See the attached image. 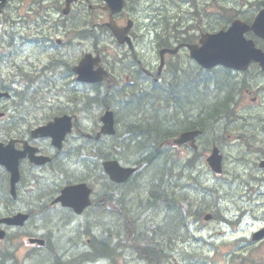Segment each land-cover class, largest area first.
<instances>
[{
    "label": "flooded vegetation",
    "instance_id": "flooded-vegetation-1",
    "mask_svg": "<svg viewBox=\"0 0 264 264\" xmlns=\"http://www.w3.org/2000/svg\"><path fill=\"white\" fill-rule=\"evenodd\" d=\"M18 1L20 3L17 5L16 10L24 9L27 12H33L34 19L31 22L26 23L28 31L26 34L27 40L24 41L25 44L27 43L30 47L27 53L24 55V58L27 56L25 58V63H27L28 66L26 67L24 63H19L15 59H12L11 64L8 68V76L6 78L5 75L0 77V93H7L6 96L0 97V126H2V128L0 129V142L9 146L10 150L7 152L6 160L12 163V165H15V162H17V167L19 170V178L14 183L12 172L8 170L7 166L3 165L0 162V219L4 217L13 216L14 214L20 212H28L29 215L31 214L30 219L33 222L36 219L40 221L44 220L42 214L43 212L47 211L51 213L49 211V208L45 207L46 205L44 206V202L45 194L50 193L52 189L45 191L44 194L43 188H41L44 179H49V182L54 183L56 186L52 190L51 194L48 195L51 201L53 202L55 197L60 194L64 186L77 182L76 174L78 173V171H82L77 170L78 166L76 164V161L74 163H70L71 157L73 158V156H76V152L73 149L77 145V130H79L80 132L82 130L78 128L76 124L74 125L73 132H71L66 137L63 148H57L53 144L51 137H33L32 130L41 125L51 122L56 116H61L64 114L75 116L77 113L76 100L78 98H86L89 94L88 90L94 88V84H89L88 89L80 91V86L84 84L78 81L75 71L78 63L86 53L102 52L101 47L99 45L92 44L93 26H100L103 29L105 28V32H110L108 34L112 37V39H114V42L117 43L122 49V52L120 54L122 58L120 59V61L125 59L126 56L130 53H132V56L134 55V57L136 58L135 61L127 60L128 66L130 67L131 65V67L130 69H127L128 71L126 70V72L128 73L129 82L128 84L123 85V87L125 88H134L137 90L151 88V90H155L157 88H172V81L168 82L169 84L167 83L166 87H162L163 83L165 82V79L169 80V77L166 74L169 71L167 69H169V67L171 66L170 64H172L173 59L175 60V62H179L177 59L182 54L187 55L188 57H190V55L188 49L185 47L180 48V50L174 54L166 53V65L161 71H159L155 63L149 62L148 58H142L143 60L141 58H138L135 52L138 50L137 47L139 44V40L141 39V34L137 30L136 21L134 20L137 19L138 15H141L142 0H126L124 8L121 11L114 13L112 16L110 10L104 9V0H14L13 3L8 2L5 9L9 10ZM144 1L146 3V6L148 5L155 11H157L159 5L161 4L160 0ZM182 1H184L185 3L177 2L174 4V9L177 12H175L174 10L170 14L173 16H169L170 21H173L175 19L177 20L176 23H178V25H176V23L173 22L172 26L180 27L179 24L182 25L183 23L182 17L186 15H191L192 17H194L192 20L194 22L193 24L198 27H200V22L203 21L204 17L205 21H207L211 25L215 24L217 21L220 20L219 11L207 10V12H205L209 1ZM184 9L185 11H182ZM95 11L100 13L99 16H96V18ZM178 11L182 12L183 14L177 16ZM54 12L58 13L62 17V19L48 21L47 23H44L42 17L54 14ZM243 18L250 22V18ZM130 20H133V23L132 25H129V30L126 34L127 36H129V39H127V42L120 43L109 28L108 22H111L112 24L114 23L113 25H119L123 28L125 26H128L127 23ZM216 29L218 28H213L211 30L214 31ZM136 30L138 32V37L135 34ZM79 34L81 35V37H85V41H83L85 48H83L81 51H77V41ZM183 34L184 33H182V36L174 37V40L170 42L169 47H175L183 41L190 40L187 38L186 40H184ZM246 35L248 38H252L255 41L256 45L263 48L264 50V40L254 37L252 32H248ZM9 43L10 42H5V45ZM155 45L156 48L159 47V43L156 42ZM160 48H162V46H160ZM10 54V52H0V58L4 56L8 57L10 56ZM101 55L102 64L105 65L107 70L109 71L108 76L105 78L107 79L110 75L109 64L112 61L108 60V58L103 53H101ZM30 57L33 59L29 60ZM36 57H38V62L35 61ZM158 57L161 61L160 54L158 55ZM49 69L51 73H55L54 78H50L52 79V82L50 81V79H47L48 82L45 84V74ZM215 69L216 71L209 72L211 76L214 75L211 78V83L217 77L218 83L211 84L215 88H218L219 85L221 86L222 79H231V88L227 89L226 94L222 96V99L224 101V98H228L229 96L227 102H225L228 103L231 108L229 109V111L225 112V114L216 116L212 122H214L215 128L229 129V127L227 126L217 127V125L221 124L222 121L225 122L228 120L229 122H227L226 124H230L231 118L232 120H235L234 124H237V127L233 128V131H236V137L234 138L238 139L239 143L244 144L243 141H245L246 139L248 129L242 126L241 123L244 121V119H246L245 117H247V119H255L260 116H262L261 118H264V69L260 66L258 62L253 61L250 62L249 66L245 69H227L224 67H218ZM134 71L136 73H134ZM199 71L201 70L199 69ZM138 75L140 76L138 77ZM36 77H38L39 81V93L42 94V97H39L41 99L39 101L35 92L28 94L33 89V86H35V83H29V81L33 80ZM104 81L106 82V80ZM161 83L162 85L160 86ZM72 85H74L76 87V91L82 95H79L76 92L72 93V89L69 87ZM102 85L99 87H102ZM46 90L50 92L48 95L45 94ZM62 91H65L67 93L69 98L68 100L63 101L60 96ZM213 93L210 94V97H212ZM218 94H216L217 98L212 100V103L217 102ZM157 104L158 103L155 101H153L151 104V109L154 113L155 105ZM245 112L247 113L244 117ZM183 114H186V117L194 119V122L187 124L188 129L199 128L203 131V134L199 137V143L201 145L202 141L208 135V131L205 125V116L202 115L203 113L200 110H198L196 114L195 112L189 111H185L183 112ZM259 114L261 115L259 116ZM226 115L229 116V118ZM186 117L184 116V118ZM220 134L221 136L211 141L208 146L203 148V151L201 149L200 152L199 146L198 148L194 149L197 150L196 153L198 152V154L201 155L200 160L205 161V155L209 153L211 148H214V145H217L220 149V153L223 156L224 154L222 152H228L231 156L235 157L239 161L247 163V157H245V155H242V149L237 148L239 150L237 152H235V150L233 149L228 151L229 148H227L225 141H223L224 133L222 134V131H220ZM172 139L173 137L169 138V141L167 143L169 144V146L174 147V145L171 143ZM183 146H185V151H188L192 147L190 143L184 144ZM206 149L207 151H204ZM37 156L39 160L42 159V156H47L50 160L46 164H38L35 162ZM223 158L225 159V156ZM263 160L264 157L261 158L260 161ZM62 163H66V166L61 168L60 165ZM73 165L75 166L74 168ZM196 166L191 171L185 172L186 180L183 183L184 185H187L189 183L193 184L192 177L198 174V176H200L201 178H205L208 180H210L211 178L214 182H219L220 184L229 183L231 181V179L227 176L223 178H218L223 175L224 172L222 174L215 173L208 165L206 166L210 171L206 170L204 162H201L199 164L196 163ZM253 166V170L255 172L254 174H247V180L258 181V184L260 185L264 184V167H262L260 164V167L256 166L255 163ZM138 174L139 173H137L136 175ZM131 180L132 178L121 183L113 182L112 180H109V182L113 185L115 184L116 188L124 189L129 186ZM46 184L48 185V183ZM194 184L198 185L197 183ZM242 186L252 192V194L250 196H232L222 202L220 196H211L209 195V191L207 192L206 190L202 195H200L199 198L191 196L193 193H195L194 191L191 193V195H189V198H186L185 202H183L184 206L182 210L178 212L179 214H181V216H183V221L180 223V230L176 233H178L180 237H183V240L186 239L185 241L181 240L182 242H185L188 246L184 249L183 254L190 256L189 260H191V264L215 263L213 261V258L215 253L217 252L216 250L218 246L221 243L225 245V243L228 242H222V240L230 239L228 235H224V239H219L220 235L223 234L222 230L216 231V229L219 227H223L226 231L232 230L233 232H238L236 234L240 236L235 237V240L231 242L237 247L240 246L239 254L241 255H245L248 252V249L246 248L247 245L240 243L239 239L241 237H244L246 238V240H249V246L253 247L261 244L264 245V236L260 240L256 241V239L254 238L255 233H253V231L258 228H264V191H262L259 187L253 184L248 185L246 183H242ZM104 189V193L106 194V187H104ZM93 193V195L99 197L100 191L93 189ZM104 193H102V198L99 199L100 201H102L103 210L117 211L116 209L120 208V211L124 213V210L120 207V201L123 198V193L120 192L118 193L119 195L117 194V196L115 197V201L118 202L119 207L116 209L111 206L106 207V199H108L111 193L106 194L105 196L107 197L104 196ZM35 198L42 199V202L37 203L35 201ZM191 199L194 200V203L198 200L196 211L194 207L191 206L193 205L190 201ZM200 200L205 202L204 208H202L203 203H201ZM228 200L231 202L232 211H224L227 215L223 214L221 216L222 218H219L220 216L217 215V211L218 214L221 213V209H225ZM98 201H94L93 204L97 203ZM20 202L21 204H19ZM243 206L246 211H242L241 207ZM259 206L263 215V219L260 221L255 220L254 217H251L252 212L255 209L259 208ZM65 209V211H69V215H73V212L70 208ZM36 211L41 212V214L35 213ZM124 215L125 214H122V217ZM232 216L235 218H233ZM219 220L221 221V224L223 223L222 226H218L216 224V222L219 223ZM27 224H25V226ZM126 224L128 225L127 228ZM126 224L120 227V229H125L127 232L132 231V233H134L135 236L133 237L132 242L134 247H136L137 254L139 255L143 246L142 240L139 241L140 238L137 237L138 228L136 229L134 227V225L136 224L132 222V219H128ZM0 226L8 232L7 238L2 242L9 240L13 231L22 230L23 228L19 226H7L5 223L2 222ZM211 229L216 232V234L211 235V232L209 231ZM244 230L251 232L249 233V235H247L246 233H244ZM226 231L225 234H227ZM120 232L123 233L122 230H120ZM203 241H205L206 243ZM191 244H193V247H191ZM161 246H164L161 242L156 243L157 250ZM199 246H206L207 248L201 251L199 250ZM47 247L50 249V251L51 249H55V246L52 247L51 245H48ZM90 252L91 251L86 250L82 253L80 252V254L75 253L76 258H79L78 262L83 260L88 254H90ZM151 252L154 251L151 250ZM151 252L149 254V259L147 258L144 261L147 264H157V260L153 262L151 261L152 258L155 257V252ZM43 254L47 255L46 251ZM239 254L235 255L240 256ZM195 257H199V259L196 260ZM43 262H46V259L43 260ZM159 262L161 263L160 260ZM7 264H15V262L7 261ZM52 264H63V260L62 262L60 261Z\"/></svg>",
    "mask_w": 264,
    "mask_h": 264
},
{
    "label": "rangeland",
    "instance_id": "rangeland-1",
    "mask_svg": "<svg viewBox=\"0 0 264 264\" xmlns=\"http://www.w3.org/2000/svg\"><path fill=\"white\" fill-rule=\"evenodd\" d=\"M160 1H161V4L159 5L157 11H155L154 9L149 10L148 7L146 6L145 1L144 0L141 1L142 2L141 8L143 7V10H142V14L138 15V19L141 21V24H148L147 28L143 27L142 32L141 33L139 32L141 34V39L139 40L138 49H139V52L141 54L145 55V52L148 51L155 58V60H157V55H156L155 48H154L156 42L159 43L160 45L170 44V42H172V40H174V37L182 36V33H184L183 34L184 38H187V39H195L196 38L195 40H197L202 32L212 31L211 30V29H213V27H211L212 25L209 24L207 21H205L204 16H203L204 17L203 21L200 22V27H198V26L193 24L194 22L192 20L194 17H192L191 15H186V16L182 17L183 23H182V25L179 24V26L181 27L182 30H174V27H172V24H173V22L176 23L177 20L174 19L173 21H170V19L168 17L173 16L170 14L175 10L174 4L178 0H160ZM261 1L264 2V0H209V3L206 7L205 12H207V10L219 11L220 14L222 13V21L227 19L226 25H229L230 21L232 20L231 18L234 17V14H235V16L237 15V17H241V18H243V17L251 18V17L255 16L259 11L258 8L261 6ZM164 6H165V8H164ZM23 10L24 9H21V11H12V12L8 13L6 15V19L4 21L0 22V47L5 46V42H10V43L17 42L16 47H19V50H18L19 55L16 58V61L19 63L24 62L23 57L27 53V51L30 47L27 43L26 44L24 43V40H27L26 34L28 31V27L26 26L25 21H27V23H28L34 19V17H33L34 13L33 12H27V11H25V10L23 11ZM182 11H185V9ZM228 11H230V12H228ZM175 12H177V11L175 10ZM182 14H183L182 12L178 11L177 16L182 15ZM13 18L16 20L12 24ZM228 18H229V20H228ZM176 25H178V23H176ZM222 27H218V29H220ZM2 29L7 30V31L2 32ZM23 34H24V38H23ZM108 35L109 34H107V33L103 34V36H108ZM99 42H100L99 46L101 47L102 52H104V55L108 58V60H110L112 62L120 61V59H121L120 54L122 52V49L116 43H114V40L112 39V37H110V35H109V39L102 41V38H101V40H99ZM82 45L79 48H77V51H81L83 48H85L84 44H82ZM32 57H34V56H32ZM30 59H31V57L29 58V60ZM178 59H179V61H181V63L184 64V66L186 68H189L191 65L196 66L197 61L194 59H191L187 55L182 54L181 56L178 57ZM25 65H26V67L28 66L27 63H25ZM23 67H25V66H23ZM7 73H8V69L5 70V68H4L5 78L8 76ZM182 80H183L184 87L185 86L189 87L190 83L186 84L185 81L186 80H188V82L190 81V75H183ZM230 80H231L230 78L228 80H226V79L221 80V87H222L221 92L222 93L224 91H226L227 89L231 88L232 84H231ZM212 83H218L217 77L215 78V80ZM212 83H210V84H212ZM174 87H175V85L172 86V89ZM93 91H94V89H89L88 90L89 95H92ZM203 93L207 94L208 91H204ZM190 95L191 96H189V99L186 101L187 104H185V106H187V107L190 105L192 106L195 103V101H194L195 97L203 99V97L200 95V90L197 88H195ZM60 96L63 99V101H66L69 99L68 95L65 91H62ZM155 96H157V95H152L151 98H154ZM151 98H150V100H151ZM182 98L184 100V99L188 98V96L184 95V96H182ZM207 98H209V97H207ZM150 100L145 101V104H146L145 108H147V105L151 102ZM164 101H165V99H164ZM169 101L170 102H168V103H171V104H173L175 102L174 95ZM247 105H249V104H247ZM148 107H150V106H148ZM76 110H82V109L77 106ZM163 110H164V108L160 104L159 105L157 104V106H155V115L157 118L156 120H158V121H161V120L164 121L165 120L166 116H165ZM88 111L89 112L87 114V118H86V120L83 121V126L85 127V130H87L89 132H93V131L95 132V131L99 130V125H97L98 115H96L99 110H98V108L93 107L92 109H90ZM249 111H252V110H249ZM173 112H177V115L175 117L177 119H180L179 118L181 116L180 111L174 110ZM247 112L244 113V117L246 116ZM77 115L79 118V114H77ZM119 115H120L119 116L120 117L119 122L121 121L120 122L121 128L123 125L122 122L125 123L127 121H130V119L132 121H134V119L138 120V119H140V116H142V114L137 115V116H136V114L130 115L125 110H123V111L119 110ZM260 115L261 114H259V116ZM227 117L229 118V116H227ZM261 117L262 116L257 117L258 120H257V118H255V119H249L248 118L247 119V117H245L246 119H244V121L241 123L242 126H244L246 129H248V134L246 136V139H245V141H243L244 144L239 143V140L234 138V137H236V131H233V128L237 127V124H234L235 120H232V118H231L230 124H226L227 122H229V120H228L225 122L222 121L221 124L217 125V127H221V126L222 127H225V126L229 127V129L223 130L224 131L223 141H225L227 148H229L228 151L233 149V150H235V152H237V151H239L238 149H242V151H241L242 155H245V157H247V163L239 161L235 157L231 156L228 152H222L225 156V159L223 161L225 171H223L224 174L218 178H223V177L227 176L231 179V181L229 183L220 184L219 182H213V180L211 178H210V180L202 178L205 186L210 190L209 195L220 196L222 202H224L225 200H227V198H230L232 196H237V195L250 196L252 194V192H250L248 189H245L242 186V183H246L248 185L253 184V185L259 187L262 191H264V184L260 185V184H258L259 183L258 181H248L246 178L247 174H254V172H255L253 170L254 163L256 166H259L261 158L264 157V118H261ZM256 120H257V122H256ZM205 123H206L205 125H206L207 131H208V135H207V140L204 139L202 141V143H205L206 141H212V138L214 139V136H216V134L222 129V128H215L214 125L210 126V124H208L206 120H205ZM1 128H2V126H0V129ZM122 135H123V133H120V135H119L120 140L122 138ZM81 137H82L81 132L79 130H77V133H76V138H77L76 144L77 145L81 144V142H82V140L80 139ZM257 138H260V139H257ZM105 141L108 142V141H110V139H106ZM105 145L106 144H104L103 146H105ZM111 146H112V144H111ZM130 147H131V144L129 145V149H130ZM141 151L142 150H140V153L144 154V152L143 151L141 152ZM204 151H207V149ZM183 154H184V151L180 150V151H177L176 156L181 157ZM134 155L138 156L140 154H133L130 152L127 154L128 159L121 158L119 160L123 164H125L126 162L134 163V159H135ZM146 155L147 154H144L142 156H146ZM157 155L159 157V160L155 157L154 158L155 162L152 164V165H156L153 167V170H152L156 173L159 172V170H157V169L160 168V166L162 165V163L164 161L163 155H160V154H157ZM157 155H155V156H157ZM76 160H77V155L73 156V158L71 157L70 163H74ZM132 160H133V162H132ZM68 163H69V161H68ZM164 163H165V161H164ZM193 163L196 164L195 162H193ZM125 165H127V164H125ZM87 166H88V164L86 162L84 169H81L82 171H78V173L76 174L77 180L89 179L87 181L91 185L94 186L93 188H95V190H98V191H101L102 193H104L105 189L103 187V184L101 182H99L98 180L91 179L89 177V176L93 177L97 173L95 171L93 172L91 169H87ZM193 166H196V165L186 164L179 170L170 169V173L172 174V176L174 178L177 177L176 175H178L179 172L183 176V171L185 169L193 167ZM74 167L75 166L73 165V168ZM167 167H169V166H167ZM77 170H80V168L78 167ZM140 177H141V175L138 177L139 185H133V186L129 185L127 188L123 189V191L125 189H128V192L131 190L133 191L132 195H131V197H132L131 198V200H132L131 205H133L132 209H128V208L124 209L123 206L125 204H120V207L123 208L124 213H122L120 211V208L117 205L115 208H119V210L110 211L109 214H111V216H109L108 212H105L103 209L100 210V212L94 211L95 208L87 210L83 215H78V216H75L72 214L69 215V211L68 212L63 211L62 207L52 206L51 205V199L49 198L48 195L51 194L52 190L56 186L54 183H50L49 179H44V181L42 182V185H41V188H43L44 194H45V191L52 189L50 193L46 194L47 197H45L44 206L46 205L45 207H49V210L52 214L45 211L42 213L44 220L40 221V220L36 219L33 221L32 225L29 224L26 228H24L22 230L13 231L11 233V237L9 240H7L5 242L0 241V250H4V249L10 250L13 254L12 260L15 261V264H52V263H56V262H60V261L62 262V260H63V264H66L65 263V259H66L65 255L68 256L69 252H72V251L76 252L77 254H80V252L82 253L83 251H86L88 249L87 245L90 243V242H88V240L90 237H93V234L100 236V237H102L101 235H104L107 238L108 242H109V240H112V243L115 242L117 237L120 236L119 237L120 241H118V243H116V242L114 243V245H116L117 249L115 248L116 250L115 249L111 250V254L109 252H107L106 250H104L103 254H106V255L102 254L101 257H98L96 259H93V256H90V258H88V260L83 259L79 263L75 262L73 264H147L144 260L139 258V256L132 249L126 248L127 246L125 247V244L121 245L122 241H124V238H125L124 236L126 235V230L120 229V227H122L123 225H125L127 223L128 218L134 217L135 223H134V220H132V222L134 224H136L139 232L145 231L147 234L150 235V236L148 235L146 237H149V239H152V241H153L150 249L155 251V257L152 258V262L157 260L156 261L157 264H190V262H191V260H189L190 256L183 254L184 249L186 247H188L185 242L181 241V240H183V237H180L178 235V233H176V232L175 233L178 236L177 235H171V234L168 235V233H167V232H170L176 228V226L179 224V220H180V223L183 221V219H182L183 217L178 220V218H177L178 211H176V214L170 213V215H169L170 218L167 219L168 226L159 232V237H160L159 240L157 239L158 240L157 241L153 238V235L156 232V226L158 224L162 223L163 220L165 219V217H164L165 213L154 212V211H152L150 205L147 206V204H143L142 202H140V200L142 198H141V196H139V194L140 195L141 194L146 195L147 196L146 199H148V197L153 198V195L151 194V192L150 193H148V192H149V186H150L151 181L152 182L154 181V179H151V181H150V179H149L150 177H148V176L144 177V175H143L144 178H140ZM146 178H147V180H146ZM169 182H170V178H168V180L166 181L168 188H169ZM46 183H48V185ZM180 187L178 188V183H176L174 185L173 190H175L177 192V194H176V197H172L176 207H178V208L180 207L179 210L184 206L183 202H185L186 198H189V195L187 194L186 191H185V193L181 192ZM177 188H178V190H177ZM107 191H108V189L106 188V192ZM204 191H205L204 187L197 185L195 193H193L191 196L200 197V195H202L204 193ZM192 192H194V191H192ZM101 198H102V196H101ZM35 201L37 203H41L42 199L35 198ZM200 201H201V203H203L202 208H204L205 202L202 200H200ZM191 202L193 205H191V203H190V205L193 206L195 211H196L198 200L195 203L193 201H191ZM19 204H21V202ZM227 210H229V211H227ZM224 211L225 212H231L232 211V205H231V202L229 200L227 201L225 209L224 210L221 209V211H220L221 213L218 214V211H217V215L220 216L219 218H222L221 216L223 214L227 215V214H225ZM35 213L41 214V212H39V211H36ZM122 214H125V215L122 217ZM140 215L144 216V219H139L138 217ZM263 215H264V210H263ZM263 215H262L260 207H259L252 212L251 217H254L255 220L259 221V220L263 219V217H262ZM166 217H167V215H166ZM36 218H38V217H36ZM137 219H138V221H137ZM216 224L218 226H222L220 220H219V223L216 222ZM224 225H226V224H224ZM260 225H262V224H260ZM212 226H214V225H212ZM120 230H122L124 234L120 235ZM220 230L223 231V234L220 235L219 239H224L223 238L224 235H228V237L230 239L222 240V242H224V241H228V242L225 243V245H223L221 243L218 246V248L216 250L217 252L215 253L214 258H213V261L215 262L214 264H264V245L261 244V245L253 246V247L249 246V243H250L249 240H246V238L241 237L239 239L240 243L246 244L247 245L246 248L248 249V252L245 255H241V254H239L240 246L237 247L236 245L232 244V242H231V241L235 240V237L240 236V235L236 234L238 232H233L232 230L226 231L223 227L222 228L219 227L216 229V231H220ZM209 231L211 232L210 233L211 235L216 234V232H214L212 229ZM225 231L227 234H225ZM250 232L251 231H245L244 230V233H246L247 235H249ZM115 233H119V235H114ZM32 235H40L39 237L44 238V239H46L45 237H48L49 241L51 243L53 242L55 244L54 245L55 249L54 250L51 249V251H50V249L46 250L47 255H44V254L36 255V252L40 249L37 247L30 246L29 242H28L29 244L27 243L28 237H30ZM143 237H145V236H143ZM100 239H103V238H100ZM140 240H141V238L139 239V241ZM158 242H161L162 245H164V246H161L157 250L156 249V243H158ZM112 243L107 245V246L111 247L113 245ZM127 244H128V246H132L131 242H128ZM142 246H143L141 248L142 252H140V255L145 257V255H147V254H145L146 252L144 251L145 249H144L143 243H142ZM191 247H193V244H191ZM59 248H61V249H59ZM134 248L136 249V247H134ZM199 248H200L199 250L202 251V250H205L207 247L206 246H199ZM64 249H65V251L68 250L67 252H65V255L63 253H61ZM143 252H145V253H143ZM41 253H44V252H41ZM235 254H239L241 257L240 256L236 257ZM0 255H2L1 252H0ZM159 255H161V256H159ZM71 256L76 257L75 254H73ZM106 257L109 258V260ZM243 257H247V258H243ZM45 259H46V262H43V260H45ZM165 259H167L166 262H165ZM195 259L197 260V259H199V257H195ZM111 260H112V263H111ZM159 260L161 261V263L159 262ZM49 262H51V263H49Z\"/></svg>",
    "mask_w": 264,
    "mask_h": 264
},
{
    "label": "bare ground",
    "instance_id": "bare-ground-1",
    "mask_svg": "<svg viewBox=\"0 0 264 264\" xmlns=\"http://www.w3.org/2000/svg\"><path fill=\"white\" fill-rule=\"evenodd\" d=\"M195 1H198V0H195ZM206 1H209V0H206ZM177 2H180V3H185L184 1L182 0H179V1H176L175 3ZM148 9L151 10L153 8H150L148 5H147ZM124 8V7H123ZM122 8V9H123ZM104 9L105 10H110L111 11V16L116 13V12H119L118 10H111V8H109V6L105 3V6H104ZM143 10V7L141 8ZM142 10H141V14H142ZM144 12V11H143ZM189 12V11H188ZM100 13L96 12L95 11V18L96 16H99ZM169 18V17H168ZM59 19H62V17L54 12V14H51V15H48L46 17H42V20L44 21V23H47L48 21H54V20H59ZM113 19V18H112ZM134 20V19H133ZM133 20H130L128 23H127V27H129V25H132L133 23ZM226 20H223L222 21V13L220 14V20L217 21L215 24H213L211 27L213 28H218V27H224L226 26ZM136 21V28L137 30L141 33L142 32V29L143 27H148V24H141V21L138 19L134 20ZM168 21V20H167ZM221 23V24H220ZM33 24V23H32ZM114 24V23H113ZM111 23V25L109 26V28L111 29L113 35L116 37V39L118 40L119 42V37L117 36L115 30H118L120 31L122 29V27H120L119 25H113ZM126 27V26H125ZM123 27V28H125ZM173 27V26H172ZM71 28V27H70ZM105 29V28H104ZM102 27L100 26H93L92 28V38H93V42L92 44L94 45H99L100 42L99 40H101L102 38V41H105L107 39H109V35L108 36H103V34L107 33L105 32ZM74 30V29H72ZM135 32L136 36L138 37V32ZM76 31V30H75ZM73 33V32H72ZM110 33V32H108ZM107 33V34H108ZM111 37V36H110ZM129 39V37L127 38ZM127 39L125 40V42H127ZM114 40V39H113ZM83 41H85V37H81V35L79 34L78 35V41H77V48H79L82 44H83ZM16 43L17 42H12V43H9L3 47H0V52H10V56L6 57H1L0 58V77H2L4 75V68L5 70H7L11 64V60L12 59H15L18 57L19 53H18V50H19V47H16ZM25 43V41H24ZM115 43V42H114ZM117 44V43H116ZM118 45V44H117ZM119 46V45H118ZM160 44H159V47L156 48V45L154 48L155 49V52H156V55H157V60H155V58L150 54V52H145V55L141 54L139 52V49L135 52V54L138 56V58H148L149 59V62L151 63H155L156 67H158L159 71H161L164 67H165V62H162L159 60V57L158 55L160 54V51H161V48H160ZM138 48V47H137ZM39 57V56H38ZM38 57L35 58V61L38 62ZM122 58V56H121ZM24 59V63L25 64V58L23 57ZM33 58H31L32 60ZM5 62H4V61ZM127 60H136V58L134 57V55L132 56V53H130L129 55L126 56L125 59H123L122 61H114V62H111L109 64V69H110V75L108 77V79L106 80V82L102 85V87L98 88V89H95L92 93V95H87L86 98H78L76 100V108L77 106L79 108H81L82 110H76V115L74 116V122L76 123V126L80 129H82V137L80 138L82 140L81 144L80 145H77L74 147L73 150H75L76 152V155H77V160H76V164L77 166L81 169H84V166L87 162V164L89 165V169H91L93 172L95 171L97 174H96V178L99 182H101L103 184L104 187H106L108 189V191L106 192V194H109L111 193V195L108 197L107 202H106V207L107 206H111L113 207L114 209H116L115 207L118 205V202L115 201V197L117 196L118 193H123V198L121 199L120 201V204H125L123 206L124 209H132L133 205H131V195H132V190L128 192V189H125L123 191L122 188H116L115 187V184H111L109 182V173L105 170L104 166H103V163H104V160H106V156H111L115 159H121V158H124V159H128L127 158V154L128 153H133V154H140L138 156H135V159H134V163H129V162H126L125 164H127L128 168L130 169H133L134 171V175H133V178L131 180V183L129 185H139L138 183V177L141 175L140 178H144L146 176H148V172L145 171L146 168L149 167V164L151 165L152 163L155 162V160H153L152 163H149V161L151 162V159L153 157H149V158H146V156H142L144 154H149L150 152H152L153 150H148L147 148V151L144 152V154H141V153H137L135 152L136 150H134V147H135V143H134V140H139L138 137L136 139H134L135 135L133 136L132 133L129 132V130H132V129H129L130 128V124H133L131 123L132 120L130 119V121H127V122H122L123 125H122V128L120 127V122H119V119H120V115H119V110L123 111L125 110L124 109V105L127 103L124 101L125 100H130V98H132L133 96H139V97H142V96H148L149 92H153L155 93L157 89H143V90H137V89H134V88H125L123 87V85L125 84H128L129 80H128V73L126 72L127 69H130V67L128 66L127 64ZM143 60V59H142ZM179 61V59H177ZM4 62V63H3ZM136 63V62H135ZM154 65V64H153ZM171 66L169 67V70L166 74L167 76L169 77V80H166L165 79V82L160 84V86L162 85V87H166V84L168 82H171L172 81V84L173 85H176V84H183V80H182V77L183 75H190V81L188 82V80H186V84H192V85H196V88L200 90V95L203 97V98H206V100L208 102H212V100H214L216 97V94H218V100H223L222 99V96L223 94H226V92L222 93L221 92V87L219 85L218 88H215L214 86H212L210 83H211V78L212 76L210 74H205V73H202L201 71H199V69L196 67V66H193L191 65L189 68H186L184 66L183 63H181V61L179 62H175V60L173 59L172 60V64H170ZM51 67V65H50ZM49 67V68H50ZM148 67V65H147ZM140 68V67H139ZM189 69V70H188ZM57 70V69H56ZM91 70L92 71H97V70H105L108 72L109 74V71L107 70L106 66L103 65V64H99V65H93L91 66ZM145 70H148V69H145ZM128 71V70H127ZM137 71V70H136ZM54 72V70H53ZM131 73V72H130ZM134 73H136L134 71ZM54 74L55 73H51L50 72V69L47 71V73L45 74V77H46V81H45V84L48 82L47 79H50V78H54ZM140 74V73H139ZM77 75V79L83 83L84 85H81L79 90L80 91H84L86 89H88V85L90 84V81H89V77L84 75L83 73H76ZM140 75H138L139 77ZM39 77V76H38ZM38 77L34 78L33 80H30L29 83H35V86H33V89L28 93V94H31V93H34L37 95V99L38 101L41 100L39 97H42V94L39 93V89H38V84H39V81H38ZM56 79V78H55ZM50 81L52 82V79H50ZM209 82V83H208ZM169 84V83H168ZM159 86V87H160ZM71 89H72V93L73 92H76V87L74 85L72 86H69ZM204 91H208L207 94H204L203 92ZM70 92V91H69ZM68 92V93H69ZM214 92V93H213ZM50 92L48 90L45 91V94H49ZM213 93L212 97H210V94ZM79 95H82L80 93H78ZM23 97V95H22ZM137 97V98H139ZM209 97V98H207ZM229 98V96H228ZM228 98H224L225 101L227 102ZM19 100V99H18ZM174 100L175 102L173 104L171 103H168V101H164V100H159V98L157 96H155L154 98H151V102L147 105V108H145V103L141 102L140 106H141V110L138 109V111L136 110V116L137 115H141L140 116V119L138 120H135L134 121H142L144 120L145 122L149 123V121H153L156 116H155V113L152 111L151 109V104L153 101L157 102L158 104H160L163 108H164V113H169V114H165L166 117L170 118V119H173V116L175 118V120H181V119H185L184 116L186 117V114H183V111L182 109H184L185 107L187 106H183L182 109H181V104L179 105L180 102H177L178 99V94H174ZM200 101V98L198 97H195L194 98V101ZM22 101V100H21ZM224 101V102H225ZM170 102V101H169ZM139 103V102H138ZM184 103V102H183ZM198 103V102H197ZM200 103V102H199ZM198 103V104H199ZM222 104H224L223 102H221ZM187 104V103H186ZM201 104H202V101H201ZM204 104V103H203ZM221 104V105H222ZM220 105V106H221ZM24 106V105H23ZM150 106V107H148ZM154 106V105H153ZM157 106V105H155ZM196 107H198L197 105H195ZM203 106V105H202ZM224 106V105H223ZM226 106V104H225ZM93 107H96L98 108V113L96 115H98V120H97V125H99V128H100V118L101 117H104L106 114L108 113H111L115 119V123H116V135L114 137H111L110 138V135L107 134L106 136H99L98 135V130L97 131H93V132H89L87 130H85V127L83 126V121L86 120L87 118V114H88V110L92 109ZM190 107V106H188ZM193 107V106H192ZM9 108V107H8ZM229 109L231 108V106L229 105L228 107ZM26 109V108H25ZM186 109V108H185ZM225 109V108H224ZM229 109L227 111H229ZM24 110V109H22ZM174 110H177V111H180L181 113V116L179 117L180 119H177L175 116L177 115V112H173ZM18 111V110H17ZM187 111V110H186ZM193 111V110H192ZM207 111V110H206ZM134 112V111H133ZM187 113V112H186ZM201 113V112H200ZM204 113V112H203ZM79 114V118H78V115ZM124 114V113H123ZM171 114V115H170ZM193 114V113H192ZM195 114H196V111H195ZM225 114V113H224ZM229 114V113H228ZM125 116V115H124ZM189 116V115H188ZM196 116V115H195ZM201 116V115H200ZM207 116V115H206ZM130 117V116H129ZM126 118V117H125ZM128 118V117H127ZM139 118V117H138ZM186 118H189V117H186ZM125 121V120H124ZM169 121V120H168ZM174 121V119H173ZM157 122V120L155 121ZM160 122V121H159ZM177 122V121H176ZM175 122V123H176ZM181 122V121H180ZM143 123V122H142ZM158 123V122H157ZM151 124H153L151 122ZM167 124H170V123H167ZM172 124V122H171ZM146 125V124H145ZM136 126V125H135ZM143 126V125H142ZM134 127V126H133ZM132 127V128H133ZM147 127V126H146ZM150 127V125H149ZM142 128V127H141ZM166 128V127H164ZM146 129V128H145ZM151 129V128H150ZM149 129V130H150ZM227 128H222L220 131H222V134L224 133L223 130H226ZM147 130V131H149ZM164 130V129H162ZM161 130V131H162ZM170 130V133H165V135H161L162 137V141L158 144V149L159 151L161 152V154L164 156V159H165V163L167 166H169L168 168H165V173H168L167 176L168 178H170V182H169V188H168V185L167 186H163L161 184V186H159L157 189L155 187H152L156 184H158L156 181L155 182H152L151 180V183H150V186H149V192L148 193H152L153 195V198L152 197H148V199H146V195H140L141 196V200L140 202H142L143 204H147L151 206V209L152 211L154 212H163L167 215L164 214V217L165 219L163 220L162 223L158 224L156 226V232L154 233L153 235V238L155 240H159V232L162 231V229L166 228L168 226V222H167V219L170 218L169 215L170 213H174L176 214V211H181L182 208L179 210L178 207H176V205L174 204V201L172 199V197H176V194L177 192L174 189V185L176 183H178V188L180 187L181 188V192H184L185 191L187 192L188 195H191L190 193H192V191H195L196 190V186L194 183H197L198 186H202L205 188V190L209 193H210V190L205 186L202 178H200L198 175L196 176H191L192 177V183H189L187 185H184L183 183L185 182L186 180V177H185V172L186 171H191L195 166L193 167H190V168H187L183 171V176L181 175V173L179 172L178 175H176L177 179L174 178L172 176V174L170 173V169H174V170H179L181 169L184 165L186 164H191V165H196L194 164L193 162L199 164L201 162H204L205 163V168L206 170L210 171L208 169V167L206 166V164L209 162V159H211V157L214 155V152H213V148L210 149L209 153L207 155H205V161L203 160H200V155L198 154V152L196 153L197 150H194L195 148H200V152H201V149L203 151V148H205L206 146H208V144L211 143V141H206L205 143H202L200 145L199 143V137L203 134V131L199 128H195V129H188V125H181L179 126V123L175 124V126L172 128V129H169ZM146 131V132H147ZM154 131V130H153ZM152 131V132H153ZM165 131V130H164ZM163 131V132H164ZM220 131L216 134V136H214V139L212 138V141L219 138L221 136L220 134ZM143 132V131H142ZM150 132V131H149ZM155 132V131H154ZM153 132V133H154ZM162 132V133H163ZM120 133H123L122 135V138L121 140L119 139V135ZM141 133V132H140ZM151 133V132H150ZM193 133H195L196 135L194 136H191ZM159 134V133H158ZM156 136V135H155ZM159 136V135H158ZM157 136V137H158ZM183 136L189 138L187 141H181L180 140L183 138ZM157 137L155 139H157ZM173 137L171 143L174 145V147H171L169 146V144L167 143L169 141V138ZM114 138V142H117L115 145L109 147V143L107 141H105L106 139H113ZM146 138V137H144ZM147 139V138H146ZM197 139V141H196ZM207 140V137L205 138ZM77 140V139H76ZM144 140V139H143ZM150 141V140H149ZM159 141V139L157 140ZM144 142V141H143ZM142 142V143H143ZM146 142V141H145ZM145 142H144V145H145ZM152 143V142H151ZM158 143V142H157ZM187 143H190L191 144V149H189L188 151H185V146H183L184 144H187ZM104 144H106L105 146H103ZM131 144V147L129 149V145ZM140 144V143H139ZM139 144H137V146H139ZM150 144V143H149ZM144 145L142 144V148L144 147ZM148 145V144H146ZM145 145V146H146ZM153 145V144H151ZM150 145V146H151ZM157 145V144H155ZM213 147V146H212ZM102 148V149H101ZM133 148V149H132ZM156 148V146H155ZM214 148L220 152V149L218 148L217 145H214ZM138 149V147H137ZM132 150V151H131ZM140 150V149H139ZM156 150V149H155ZM184 151V154L181 156V157H178L176 156L177 154V151ZM141 151V152H142ZM156 152V151H155ZM199 152V153H200ZM153 153V152H152ZM152 155V154H151ZM224 156L221 154V156L219 157L220 158V163L224 166L223 164V161H224ZM133 162V160H132ZM66 166V163H62L60 165V167H65ZM165 167V166H164ZM197 167V166H196ZM93 168H95L96 170H94ZM198 168V167H197ZM152 169V167H149V171ZM161 171V170H160ZM195 171V170H194ZM193 171V172H194ZM198 171V170H197ZM163 172V171H162ZM137 173H139L138 175H136ZM159 173V172H158ZM144 177H143V175ZM190 174V173H189ZM157 175V174H156ZM159 175V174H158ZM155 176V175H154ZM163 176V175H161ZM153 178V176H151ZM159 177V176H158ZM190 177V176H188ZM139 178V179H140ZM162 178V177H161ZM160 178V179H161ZM164 178V177H163ZM159 179V178H158ZM144 180V179H143ZM147 180V178H146ZM163 180V179H162ZM165 180V179H164ZM163 180V181H164ZM191 180V179H189ZM140 181V180H139ZM160 181V180H159ZM162 182V181H161ZM200 182V183H199ZM214 182V181H213ZM138 183V184H137ZM153 184V185H152ZM166 184V183H165ZM214 184V183H213ZM184 185V186H182ZM139 187V186H138ZM177 188V190H178ZM200 188V187H199ZM116 189V190H115ZM136 189V188H135ZM203 189V188H202ZM123 191V192H122ZM206 192V193H207ZM104 193V196L106 195ZM137 194V193H136ZM119 195V194H118ZM151 195V194H150ZM103 196V194H102ZM197 196V195H196ZM45 197H47V195L45 194ZM107 197V196H105ZM199 198V197H198ZM103 200V199H102ZM105 200V201H106ZM104 201V203H105ZM191 201L194 202L193 199H191ZM139 202V201H138ZM176 202V201H175ZM246 203V202H245ZM248 206V205H247ZM246 206V207H247ZM250 206V205H249ZM260 207V206H259ZM121 208V209H123ZM197 208V207H196ZM250 208V207H249ZM103 209V208H102ZM101 209V210H102ZM242 211H246L244 206L241 207ZM116 210H119V209H116ZM238 210V209H237ZM100 212V211H99ZM105 212H108V215L111 216L110 211L106 210ZM183 212V211H182ZM236 212V211H235ZM181 213V212H180ZM242 213V212H241ZM262 213V212H261ZM106 214V213H105ZM239 216V215H238ZM242 216V215H241ZM183 216H181V214H177V218L178 220L180 218H182ZM233 217V216H232ZM263 217V216H262ZM139 219H144V216L140 215L138 217ZM235 218V217H233ZM128 219H132L134 220V223H135V219L134 217H130ZM183 219V218H182ZM128 221V220H127ZM138 221V219H137ZM225 221V220H224ZM260 221V220H259ZM145 222V221H144ZM167 222V223H166ZM230 222V221H229ZM222 225V224H221ZM180 220H179V224L176 226V228L170 232H167L168 235H177L175 232L179 231L180 230ZM128 227V225L126 224V228ZM134 227L137 229V226L134 225ZM144 227V226H143ZM118 228V227H117ZM124 228V227H123ZM182 228V227H181ZM129 230V229H128ZM116 231V230H115ZM151 231V230H150ZM143 232V233H142ZM112 233V232H111ZM93 234V233H92ZM121 234H124L122 232H120V235ZM114 235H119V233H115ZM113 235V236H114ZM149 234H147L145 231H141L139 232V230H137V237L138 238H141L142 240V243L144 244V251L146 252H143L147 255H145V257L141 256L140 254L138 255L137 252H136V249L134 248V245H133V242H132V239L133 237L135 236L134 233L131 232H127L126 231V235L124 236V241H122L121 245L125 244V247L128 248V249H132L138 256H140L139 258H141L142 260H146L147 258L149 259V254L151 252V245L153 243L152 239H149V237H146L148 236ZM93 236H96L95 234H93ZM102 237L100 238H103V239H100V243H101V248H103L104 250H106L107 252H109L111 254V249L110 247H108L107 245L111 244L112 243V240H107V238L104 236V235H101ZM145 236V237H143ZM150 236V235H149ZM178 236V235H177ZM120 237V236H119ZM119 237H117L116 239V243H118V241H120ZM152 237V236H151ZM204 237V236H203ZM47 240H48V245H51L52 247L55 245L53 242L51 243L48 239V237H45ZM206 239V238H205ZM208 239V238H207ZM140 240V241H141ZM157 240V241H158ZM186 240V239H185ZM183 240V241H185ZM128 242H131L132 243V246H128ZM205 242V241H203ZM206 243V242H205ZM104 245V247H103ZM138 246V245H137ZM51 247V248H52ZM140 248V247H138ZM49 248L46 247L44 249H40L36 252V255H42L43 253L41 252H45L46 250H48ZM61 249V248H59ZM68 251V250H67ZM65 249L61 252L65 255ZM142 252V250H141ZM41 253V254H40ZM76 252H69V255H65L66 256V259H65V263L66 264H73L75 262L79 263V258H76V257H72L71 255L75 254ZM89 253V252H88ZM151 253H154V252H151ZM197 254V253H196ZM199 254V253H198ZM234 254V253H233ZM5 257H6V260H4V264H7V261H13L12 258H13V254L11 251H6L5 253ZM86 255V254H85ZM103 255H106V254H103ZM90 256H94L93 254H88L84 259L85 260H88V258H90ZM161 256V255H159ZM238 256V255H237ZM236 256V257H237ZM151 257V256H150ZM0 258H3L2 255H0ZM105 258V257H104ZM62 259V258H61ZM103 260V259H102ZM57 261V260H56ZM152 261V260H151ZM15 262V261H14ZM110 262V261H109ZM150 262V261H149ZM191 264V263H190ZM199 264V263H198ZM201 264V263H200Z\"/></svg>",
    "mask_w": 264,
    "mask_h": 264
},
{
    "label": "water",
    "instance_id": "water-1",
    "mask_svg": "<svg viewBox=\"0 0 264 264\" xmlns=\"http://www.w3.org/2000/svg\"><path fill=\"white\" fill-rule=\"evenodd\" d=\"M109 3V8L111 10L121 9L123 6L122 0H107ZM253 29L257 34L264 36V9L261 10L258 16L255 18L252 25H248L246 22L241 19H236L228 30H221L217 33L212 34H204L201 42L202 46L198 45H189L191 48V55L196 57L201 64L206 67H211L215 64H225L227 66H244L248 64L251 60L260 61L262 66L264 67V52L262 50L257 49L254 46L252 40H247L244 36V33ZM117 36L122 40V34L120 31L115 30ZM163 53V52H162ZM90 76V75H89ZM94 80L97 79L95 73L93 74ZM104 125L102 128L103 133H114V119L111 113L106 114L102 118ZM58 121V120H57ZM69 120L67 118H63L61 123H59L60 127H64V125H68ZM53 127V124H49L45 127L40 128L43 134H46L49 128ZM70 124L68 125V130ZM64 130L61 132V135L55 137L56 141L64 137L66 132ZM57 129H52L50 132L52 134L57 135ZM196 135L193 133L191 136ZM189 138L183 136L181 141H187ZM5 152L0 149V154L3 155ZM3 162H5L3 160ZM210 164L216 170H220V158L217 156V150L214 151V155L209 159ZM106 171L109 173L110 177L115 181H121L127 178L129 174L133 171L130 168H124L119 166L117 161L106 162L105 163ZM89 188L85 184L69 186L63 190L62 195L58 200H61L64 205H69L73 207L78 213H80L88 203L87 198L89 197ZM86 204V205H85ZM83 206V207H82ZM25 216H15L14 218L5 219L6 222L10 224H21ZM4 231L0 229V238L4 237Z\"/></svg>",
    "mask_w": 264,
    "mask_h": 264
},
{
    "label": "trees",
    "instance_id": "trees-1",
    "mask_svg": "<svg viewBox=\"0 0 264 264\" xmlns=\"http://www.w3.org/2000/svg\"><path fill=\"white\" fill-rule=\"evenodd\" d=\"M262 3V2H261ZM174 86V85H173ZM221 87V86H220ZM196 88V85H192V84H190L189 85V87H187V86H185L184 87V85L183 84H176L175 85V87L172 89V88H161V89H158V90H156L155 91V93H153V92H150V91H148L149 93V95L148 96H142V97H139V96H133L132 98H130V100H125L124 101V103L125 102H127L125 105H124V109H125V111H127V113H129L130 115H132V114H135L136 113V110L138 111V109L139 110H141L142 108H141V106H140V104H141V102H142V104H143V102L145 103V101H147V100H150V98H151V96L152 95H157V97L159 98V100L161 101V100H164L165 99V101H168L169 102V100L173 97V95L174 94H178V99L179 100H177V102H182V104H181V102L179 103V105L181 104V109H182V107L183 106H185V104H186V101L189 99V96H191L190 94L193 92V90ZM222 88V87H221ZM226 92V91H225ZM184 95H187L188 96V98H186V99H184L183 100V98H182V96H184ZM137 97H139V98H137ZM141 101V102H140ZM201 101H202V104H201ZM139 102V103H138ZM168 102H167V104H168ZM184 102V103H183ZM199 104H198V103ZM195 101V103L191 106L190 105V107H185L184 109H182L183 111H189V112H197L198 110H200V111H202V115L203 116H205V118H206V121H207V123L208 124H210V126H213L214 125V122H212L213 121V119L216 117V116H219V115H222V114H224L225 112H227V110L229 109L228 107H229V104L228 103H226V102H224V100H220V101H217V102H208L207 100H206V98H203V99H201L200 98V101L198 100V101ZM221 102H223L224 104H222ZM204 103V104H203ZM222 104V105H221ZM225 104H226V106H225ZM195 105H197L198 107H196ZM203 105V106H202ZM221 105V106H220ZM224 105V106H223ZM225 108V109H224ZM193 110V111H192ZM207 110V111H206ZM134 111V112H133ZM167 113V112H166ZM166 113H164V114H166ZM167 114H169V113H167ZM171 115V114H170ZM207 115V116H206ZM156 119L157 118H155L153 121H149V123H147V122H145L144 120H142L141 122L140 121H132L131 123H133V124H130V128L129 129H132V130H129V132L130 133H132V135L135 137L134 139H136L137 137L139 138V140H134V143H135V147H134V150H136L135 152H137V153H140V150H143L144 152H146L147 151V149L148 150H153L152 152H150L149 154H147L146 155V158H149V157H153L152 159H151V162L149 161V163H152L153 162V160H154V158L156 157L158 160H159V157H158V155L157 154H160V155H162L161 154V152L159 151V149H158V144L162 141V137H161V135L163 136V135H165V133H170V130L169 129H172L174 126H175V124L177 123H179V126H181V125H187V124H189V123H192V122H194V119H192V118H189V119H187V118H185V119H181V120H175V118H174V116H173V119H174V121H173V119H170V118H168V117H165V120L164 121H158L157 120V122H155L156 121ZM169 120V121H168ZM177 121V122H176ZM181 121V122H180ZM143 122V123H142ZM151 122L153 123V124H151ZM171 122H172V124H171ZM176 122V123H175ZM210 122V123H209ZM167 123H170V124H167ZM146 124V125H145ZM206 124V123H205ZM136 125V126H135ZM143 125V126H142ZM149 125H150V127H149ZM134 126V127H133ZM147 126V127H146ZM133 127V128H132ZM142 127V128H141ZM164 127H166V128H164ZM146 128V129H145ZM151 128V129H150ZM150 129V130H149ZM162 129H164V130H162ZM147 130H149V131H147ZM155 132H154V131ZM162 130V131H161ZM143 131V132H142ZM147 131V132H146ZM154 133H153V132ZM164 131V132H163ZM141 132V133H140ZM163 132V133H162ZM159 133V134H158ZM156 135V136H155ZM159 135V136H158ZM137 136V137H136ZM158 136V137H157ZM144 137H146V138H144ZM157 137V139H155ZM144 139V140H143ZM159 139V141H157ZM150 140V141H149ZM145 142V145L146 144H148V145H144V142ZM143 142V143H142ZM152 142V143H151ZM158 142V143H157ZM115 144L117 143V142H114ZM140 143V144H139ZM150 143V144H149ZM137 144H139V146H137ZM142 144L144 145V147L142 148L141 146H142ZM151 144H153V145H151ZM155 144H157V145H155ZM141 145V146H140ZM151 145V146H150ZM155 146H156V148H155ZM137 147H138V149H137ZM147 148V149H146ZM102 149V148H101ZM140 149V150H139ZM156 149V150H155ZM156 151V152H155ZM152 154V155H151ZM155 155H157V156H155ZM164 157V156H163ZM164 161H165V159H164ZM164 161H163V163H162V165L160 166V168L159 169H157V170H159V173H156V172H154V171H152L153 170V167L154 166H156V165H150L149 164V167H152V169L149 171V167L148 168H146V170L145 171H147L149 174H148V177H150L149 179L151 180V179H154V181L153 182H157L158 184H156V185H154V186H152V187H159V186H161V184L163 185V186H167V184H165L166 183V181L168 180V177H167V174L168 173H165V168H168L167 166H166V164L164 163ZM86 165V164H85ZM85 165H83L84 167H85ZM165 166V167H164ZM87 169H89V165L87 166ZM94 170H96L95 168H93ZM161 170V171H160ZM163 171V172H162ZM157 174V175H156ZM159 174V175H158ZM155 175V176H154ZM161 175H163V176H161ZM151 176H153V178L151 177ZM159 176V177H158ZM147 177V176H146ZM162 177V178H161ZM164 177V178H163ZM159 178V179H158ZM161 178V179H160ZM164 181H163V180ZM160 180V181H159ZM162 181V182H161ZM153 185V184H152ZM159 185V186H158ZM156 188V189H157ZM152 194V193H151ZM91 254H93L94 256H97L99 253H104V249L103 248H101V243H100V236H94L93 237V239L91 240ZM103 247H104V245H103ZM155 252V251H154ZM5 253H6V250H2L1 251V254H2V257L3 258H0V264H4L5 262H4V260H6V257H5Z\"/></svg>",
    "mask_w": 264,
    "mask_h": 264
}]
</instances>
